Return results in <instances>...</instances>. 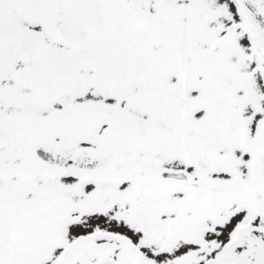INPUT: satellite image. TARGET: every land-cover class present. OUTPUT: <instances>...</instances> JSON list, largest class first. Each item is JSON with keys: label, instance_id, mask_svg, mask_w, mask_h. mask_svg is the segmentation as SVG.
Instances as JSON below:
<instances>
[{"label": "snow or ice", "instance_id": "6c2138e0", "mask_svg": "<svg viewBox=\"0 0 264 264\" xmlns=\"http://www.w3.org/2000/svg\"><path fill=\"white\" fill-rule=\"evenodd\" d=\"M0 264H264V0H0Z\"/></svg>", "mask_w": 264, "mask_h": 264}]
</instances>
